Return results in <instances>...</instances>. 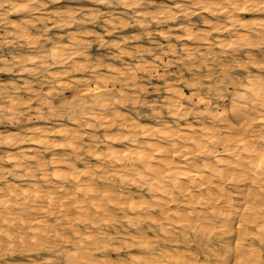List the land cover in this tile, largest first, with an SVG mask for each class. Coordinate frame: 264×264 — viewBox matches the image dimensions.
<instances>
[{"label": "clouds", "instance_id": "1", "mask_svg": "<svg viewBox=\"0 0 264 264\" xmlns=\"http://www.w3.org/2000/svg\"><path fill=\"white\" fill-rule=\"evenodd\" d=\"M0 264H264V0H0Z\"/></svg>", "mask_w": 264, "mask_h": 264}]
</instances>
